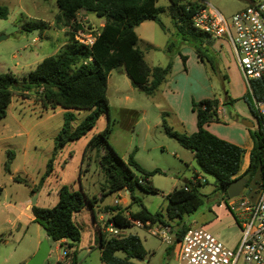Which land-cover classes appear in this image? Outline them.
Returning a JSON list of instances; mask_svg holds the SVG:
<instances>
[{
  "label": "rangeland",
  "instance_id": "374dc122",
  "mask_svg": "<svg viewBox=\"0 0 264 264\" xmlns=\"http://www.w3.org/2000/svg\"><path fill=\"white\" fill-rule=\"evenodd\" d=\"M203 1L229 21L235 12L262 0ZM0 4L7 6L9 11L6 19H0V73L11 71L18 77L25 75L44 57L55 54L66 44L67 35L60 29L66 30L67 26L55 22L59 13L56 0H0ZM156 6L161 8L159 17L169 32L154 21L143 22L135 28L139 38L136 46L150 67L171 63L165 82L155 94L147 95L133 86L120 66L110 71L106 85L111 124L109 142L124 160L133 153L136 162L145 170H160L149 176L156 191L147 192L135 185L133 194L138 198L135 202L127 189L101 196L104 175L98 164L99 151L97 147L87 148V143L105 127L107 114H101L84 136L54 152L55 137L64 124L65 114L73 116L70 121L72 129L89 110L61 106L45 109L38 103L35 93L26 96L14 94L6 109V116L0 118V264H20L21 258L30 248V241L45 235L40 224L33 221L31 203L35 198L37 206L52 207L57 201V189L61 185L80 193L85 192L90 198L96 199L93 209L101 227L111 213L106 207H112L114 211L119 210L125 215L141 205L152 213H164L166 195L170 191L185 185H195L201 204L194 212L185 215L182 223L208 231L228 248L237 246L241 237L234 210L237 204L231 205L230 201H236L241 196L255 199L262 179L259 167L239 196L229 197L216 186L212 176L199 171L190 150L165 134L164 124L171 130L186 133L185 124L178 119L171 105L186 119H194L196 112L192 103L204 99L202 96L208 94L206 96L219 98L225 116V124L223 119L212 122L231 125L241 120L251 121V133L258 127L252 99L246 84L241 80L243 77L231 44L225 37L212 38L211 51L216 57L213 70L210 65L199 60L193 46L180 44L174 35L171 37L173 28L169 0H158ZM26 19L43 20L49 27L42 31L34 29L27 32L23 29ZM77 20L82 23L85 34L94 33L104 22L103 17L83 10L77 13ZM168 39L173 42L169 52L165 49ZM184 56L185 61L182 60ZM223 75L225 80H222ZM168 82L173 87L170 102H167L164 94ZM226 97L231 102L223 103ZM244 131L246 134L247 130ZM10 158V172H7L4 163ZM50 158L51 165L48 164ZM245 160L246 156L242 158L237 175L244 171ZM14 176L26 179L27 183L14 180ZM198 177L200 180L196 182ZM115 199L119 200L117 205L114 204ZM72 221L79 227L81 234L73 247L77 251L76 264H101L97 224L88 202L84 201L80 210L73 213ZM116 229L121 235L136 234L140 238L147 257L138 261L139 264H178L177 242L166 244L134 224ZM55 247L52 241L45 264L57 263L62 249Z\"/></svg>",
  "mask_w": 264,
  "mask_h": 264
},
{
  "label": "trees",
  "instance_id": "16d2710c",
  "mask_svg": "<svg viewBox=\"0 0 264 264\" xmlns=\"http://www.w3.org/2000/svg\"><path fill=\"white\" fill-rule=\"evenodd\" d=\"M158 0H56L59 13L55 17L57 24L67 26L65 33L67 42L57 53L44 57L33 69L25 75L16 76L11 71L0 73V118L6 116V109L12 101V96H26L35 93L38 103L45 109L61 106L63 108L88 109L84 118L70 128L72 114L66 113L64 124L55 137L54 152L70 141L84 136L95 124L101 114H107L105 127L94 134L87 143V148H98V164L104 175L101 196L121 189H127L132 201H137L133 194L134 186L138 185L144 191L152 192L149 176L160 172L159 169L145 170L134 159L131 153L123 159L109 142L111 130L109 102L106 96L107 78L111 70L123 67L133 86L147 95H153L165 82L171 63L165 66L150 67L146 64L142 52L137 48L139 40L135 28L142 22L154 21L166 32L169 29L161 21V8L156 6ZM169 15L172 32L170 35L180 44L193 46L199 60L207 63L214 70L216 57L212 50V36L192 24L196 11L205 6L203 0H169ZM93 13L103 17L104 22L97 31L92 33L94 41L91 46L80 43L76 34L83 31L82 23L77 20L79 11ZM8 8L0 4V19H6ZM49 27L43 20L26 19L23 29L27 32L34 29L40 31ZM173 42L168 39L165 49L170 51ZM185 61V56L182 57ZM225 75L222 80H225ZM257 95L264 94V77L253 81ZM248 95L250 96L249 92ZM231 102L229 97L223 103ZM220 100L217 97L204 98L193 102L196 112L197 130L191 134L171 130L164 124L165 134L175 139L180 146L190 150L199 171L212 176L217 187L225 193L228 186L237 177H244L247 183L259 167L264 175V136L260 128L253 130L251 136L253 147L249 154L246 169L240 171L243 149L228 142L206 129V125L219 120L217 107ZM101 152V153H100ZM10 159L4 163V169L10 172ZM52 158L48 164L51 165ZM237 175V176H236ZM14 180L27 183V180L14 176ZM142 181V182H140ZM199 182V181H198ZM1 191V187H0ZM34 193V188H32ZM167 205L163 212H150L143 205L138 210L129 213V217L141 221L150 220L170 224L175 230V242H178L188 225L182 223L185 215L194 212L201 204V197L195 185H185L174 188L167 195ZM86 201L92 207V215L98 229V247L100 260L104 264H139L137 259H146L147 251L136 234L115 236L106 233L100 226L93 209L96 199L90 198L85 192L72 190L66 185L57 189V201L50 208L31 205L33 221L40 224L45 234L53 242L64 240L70 264H76V249L71 248L80 239V229L72 221L74 212L80 210ZM111 213L105 220V225L112 223L115 227L132 225L127 215L106 207Z\"/></svg>",
  "mask_w": 264,
  "mask_h": 264
},
{
  "label": "built area",
  "instance_id": "2783aa9c",
  "mask_svg": "<svg viewBox=\"0 0 264 264\" xmlns=\"http://www.w3.org/2000/svg\"><path fill=\"white\" fill-rule=\"evenodd\" d=\"M192 24L213 38L225 37L231 44L257 115V128L261 129L264 136V94L257 95L253 86V81L264 77V0L250 3L244 9L235 12L229 21L217 10L205 4L194 14ZM75 38L86 46H91L94 41V35L85 34L84 31L77 33ZM217 112L224 115L219 107ZM199 180V177L196 178V182ZM118 203L119 200L115 199L114 204ZM235 203L237 204L234 207L235 216L241 230L237 246L233 249L228 248L208 231L188 226L177 242L178 264H264V175L254 200L241 196L236 201H230L231 205ZM127 219L166 244L175 241V230L170 224L141 221L129 217V214ZM102 228L106 233L121 236L112 223L107 225L104 223ZM59 248L62 249V256H66V243L62 242Z\"/></svg>",
  "mask_w": 264,
  "mask_h": 264
},
{
  "label": "crops",
  "instance_id": "0c3cea01",
  "mask_svg": "<svg viewBox=\"0 0 264 264\" xmlns=\"http://www.w3.org/2000/svg\"><path fill=\"white\" fill-rule=\"evenodd\" d=\"M50 26H51V24H50ZM60 30H62L63 32L65 31V29L62 28V27H61ZM236 71L238 72L237 68H236ZM237 74H238V76H240L239 73H237ZM240 79H241V76H240ZM241 80L244 82L243 79H241ZM171 93H173V87H171L170 82H168L167 88L164 89V94H165V96L167 98V102L171 101V97H170ZM206 95H208V94H206ZM206 95H203L202 98H213V97H215L213 95H209V96H206ZM218 107H219V109H221V113H223L222 106H221V101H220ZM171 108H173L172 110L175 111L178 114V119L182 122V124H185V129H186L185 131H186L187 134H191V133H193V132H195L197 130L196 115L194 116L195 117L194 119H193V117H191L189 119H186L184 116L180 115V113L177 112V108H175L173 105H171ZM217 113H218V118L219 119H223V120L225 119L224 115L222 116V114H220V112H217ZM223 124H225V120H224ZM206 128L210 132H212L213 134L217 135L218 137H220V138H222V139H224V140H226L228 142L234 143V144L240 146L243 149V151H244L243 152V157L246 156V160H245V164H244V170H245L247 165H248V163H249L250 151H251V149L253 147V139H252L251 133L249 131V129H251V128H248V127L244 126L241 123V121L239 123L234 122L231 125H227V124L226 125H220L219 123H216V122H210V123H208L206 125ZM226 129H229V130H226ZM245 129L247 130L246 134L244 133ZM228 131H231V132H228ZM241 166H242V164H241ZM123 201L125 202L126 200L124 199ZM29 206H30V203H29ZM136 210H138V209H136ZM136 210H134V211H136ZM44 238H47L48 243L50 245V251H51V243H52L51 239L46 234L45 235H40L36 239L30 241V244H29L30 248H29L28 251L25 252V255H23V257L21 258V260L19 262L20 264H26L27 263V261L32 257V255L37 251V249L39 247V244L41 243V241ZM62 242H65V241L64 240H60V241L54 242L56 244L55 248L58 249L59 245ZM72 250H73V248L70 249V251H72ZM50 251H49V254H50ZM49 254H48V256H49ZM99 259H100V249H99ZM45 261L43 262V264H45ZM147 262H148V260H147ZM57 263L70 264V256L68 254L66 256H62V254H61L59 256V258H58ZM101 264H104V263L101 261Z\"/></svg>",
  "mask_w": 264,
  "mask_h": 264
},
{
  "label": "water",
  "instance_id": "95a60500",
  "mask_svg": "<svg viewBox=\"0 0 264 264\" xmlns=\"http://www.w3.org/2000/svg\"><path fill=\"white\" fill-rule=\"evenodd\" d=\"M241 123L248 127L252 128L253 123L251 121L247 120H241ZM247 179L244 177H240L235 179L227 188L226 193L229 197H236L239 195L240 191L242 190L244 184L246 183ZM36 199L33 198L31 205H35ZM50 251V245L48 243L47 238H44L41 243L39 244V247L37 251L32 255V257L27 261L26 264H43V262L48 257ZM137 261H142L140 258L137 259ZM147 262V260H145Z\"/></svg>",
  "mask_w": 264,
  "mask_h": 264
},
{
  "label": "flooded vegetation",
  "instance_id": "af4514ba",
  "mask_svg": "<svg viewBox=\"0 0 264 264\" xmlns=\"http://www.w3.org/2000/svg\"><path fill=\"white\" fill-rule=\"evenodd\" d=\"M238 176H239V175H238ZM237 178H240V177H237ZM246 184H247V181H246V183L244 184V186H245ZM244 186H243V188H244ZM243 188H242V190H243ZM242 190H241V191H242ZM241 191H240V193H241ZM240 193H239V194H240ZM238 196H239V195H238Z\"/></svg>",
  "mask_w": 264,
  "mask_h": 264
}]
</instances>
